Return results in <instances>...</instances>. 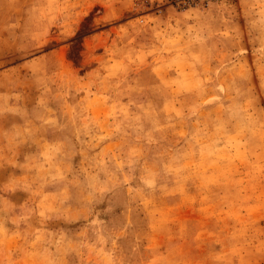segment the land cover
Segmentation results:
<instances>
[{"label": "rangeland", "instance_id": "374dc122", "mask_svg": "<svg viewBox=\"0 0 264 264\" xmlns=\"http://www.w3.org/2000/svg\"><path fill=\"white\" fill-rule=\"evenodd\" d=\"M0 264H264V0H0Z\"/></svg>", "mask_w": 264, "mask_h": 264}, {"label": "built area", "instance_id": "2783aa9c", "mask_svg": "<svg viewBox=\"0 0 264 264\" xmlns=\"http://www.w3.org/2000/svg\"><path fill=\"white\" fill-rule=\"evenodd\" d=\"M205 1V0H204Z\"/></svg>", "mask_w": 264, "mask_h": 264}]
</instances>
